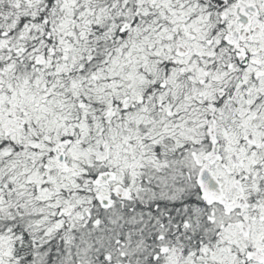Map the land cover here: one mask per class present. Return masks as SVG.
I'll return each mask as SVG.
<instances>
[{
	"label": "snow or ice",
	"instance_id": "6c2138e0",
	"mask_svg": "<svg viewBox=\"0 0 264 264\" xmlns=\"http://www.w3.org/2000/svg\"><path fill=\"white\" fill-rule=\"evenodd\" d=\"M0 264H264V0H0Z\"/></svg>",
	"mask_w": 264,
	"mask_h": 264
}]
</instances>
